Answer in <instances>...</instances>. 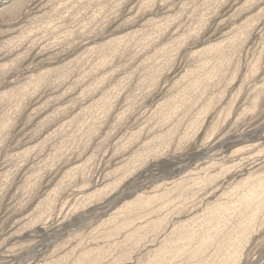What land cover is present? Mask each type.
Masks as SVG:
<instances>
[{"label":"rangeland","instance_id":"374dc122","mask_svg":"<svg viewBox=\"0 0 264 264\" xmlns=\"http://www.w3.org/2000/svg\"><path fill=\"white\" fill-rule=\"evenodd\" d=\"M0 264H264V0H0Z\"/></svg>","mask_w":264,"mask_h":264},{"label":"bare ground","instance_id":"6f19581e","mask_svg":"<svg viewBox=\"0 0 264 264\" xmlns=\"http://www.w3.org/2000/svg\"><path fill=\"white\" fill-rule=\"evenodd\" d=\"M4 0H2V2H3Z\"/></svg>","mask_w":264,"mask_h":264}]
</instances>
